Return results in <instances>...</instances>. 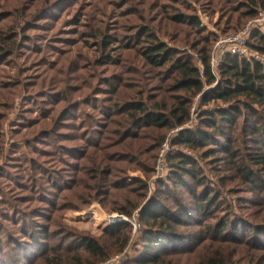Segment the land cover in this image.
Segmentation results:
<instances>
[{
  "label": "rangeland",
  "instance_id": "obj_1",
  "mask_svg": "<svg viewBox=\"0 0 264 264\" xmlns=\"http://www.w3.org/2000/svg\"><path fill=\"white\" fill-rule=\"evenodd\" d=\"M263 3L0 0V264L72 259L82 254L85 237H102L111 248L105 231L130 224H110L109 218L132 217L155 198L164 210L185 208L189 218L177 229L194 238L173 245L175 256L166 264H264V165L252 160L264 156V131L256 133L264 107L242 109L238 128L226 137L214 134L197 149L178 144L184 133L202 127L204 113L229 108L205 97L220 79L212 57H219L221 39L251 23L244 59L264 65L251 46L252 35L264 32V23L255 22ZM156 43L173 59L157 68L144 54ZM205 55L216 82L202 93L178 90L176 68L184 60L205 83ZM138 106L168 117L183 106L189 116L172 128L148 126ZM182 154L196 179L220 197L221 208L211 216L195 210L203 191L196 179L162 185ZM221 221L227 227L219 239ZM138 225L136 234L127 230L125 264L146 249L145 226ZM121 253L111 248L109 257ZM84 261L93 263L87 255Z\"/></svg>",
  "mask_w": 264,
  "mask_h": 264
},
{
  "label": "trees",
  "instance_id": "obj_2",
  "mask_svg": "<svg viewBox=\"0 0 264 264\" xmlns=\"http://www.w3.org/2000/svg\"><path fill=\"white\" fill-rule=\"evenodd\" d=\"M256 12V9L249 11L252 17L257 15ZM252 39H255V43L251 44L252 48L264 56V32L254 33ZM144 54L148 64L155 68L159 67L162 63L164 64L165 62L173 60L171 50L161 43L148 46ZM202 63L206 74L205 83L201 81L199 69L191 61L184 60L177 65L176 76L178 79L175 87L186 93H202L205 84L212 86L216 82V77L211 73L209 55L202 57ZM263 71L264 65L255 60L249 61L239 56L227 55L219 67L220 79L217 85L210 92L206 93L205 97L207 101L217 100L224 104H229V108L226 110H218L214 113H204L200 121L201 126H204L206 129L200 127L195 131L184 133L178 139V144L191 149H197L211 142L214 134L226 137L225 133L227 131L235 133V129L239 125L236 117L242 113V109L244 112H253L255 104L264 107ZM180 104L182 105V103ZM137 110L144 114L143 121L148 126H161L165 128H172L175 123L177 125H183L189 116V109H184L183 106L176 107L170 111L169 117L159 112L148 113L142 106H138ZM174 120H176L175 123H173ZM207 129L215 133L212 134ZM263 131L264 125H260L256 133L262 134ZM214 145L216 144L214 143ZM223 149L231 150L226 145ZM176 160L178 162L171 167V175L162 184L166 188L169 184L176 186L183 185L185 183L183 177H191L194 181L197 178L196 170L192 165L193 163H190L183 154L178 155ZM252 160H254L256 165H264V156L262 155L253 157ZM248 174L251 176L250 171ZM195 184L203 188V191L198 195L201 203L198 205V209L196 208L195 210L200 211L203 215L210 216L211 211L215 208L220 210V205H222L219 203L220 197L216 196L215 193L212 195L209 192V187H206L202 179H196ZM159 190L167 195L166 189L160 188ZM137 207L139 205H135V208ZM162 207L161 200L155 198L139 211L140 216L138 221L144 223L145 226L142 230V238L147 239V244L146 249L134 259L133 264H166L168 258L171 260L170 258L175 256L174 253L176 252L172 251L173 245L178 244L180 246L183 241H194L192 234L191 236L188 234L184 235L177 229L179 222L185 223V218H189L185 208L177 207L175 210H164ZM129 214H132V212ZM221 225L222 221L217 234L219 239L224 238L221 236V233L224 232V227H227V223ZM128 229L133 233V227L131 225L106 230L104 235L108 238L107 242L110 243L109 246L111 248H117L118 252H123L129 242ZM40 237H42L41 234ZM196 237L198 241L202 240V236L196 235ZM31 238H34V236ZM102 241V237H85L81 240L82 254L79 252L72 259H63L60 256V258L54 259L51 264H85L84 255L89 256L93 261L92 264H102L110 258L109 254L111 249L107 243L104 245ZM38 254L39 256H44L40 251ZM168 262L171 263V261ZM210 264H223V262L216 259L210 261Z\"/></svg>",
  "mask_w": 264,
  "mask_h": 264
},
{
  "label": "built area",
  "instance_id": "obj_3",
  "mask_svg": "<svg viewBox=\"0 0 264 264\" xmlns=\"http://www.w3.org/2000/svg\"><path fill=\"white\" fill-rule=\"evenodd\" d=\"M255 22L264 23V12L260 13V16L256 19ZM250 30H251V23L248 24L246 27H244L238 33L229 35L224 39H221L216 46L219 57L216 56L212 57V66L214 68H219L221 62L227 55H234L242 58L247 57L249 53L248 40H249ZM139 216H140L139 211L135 212L132 215V217H126L124 215H115L109 218V222H111L110 224L128 222L133 227V233L136 234L139 229V225H138ZM128 256H129L128 252L123 251V253L109 258L102 264H125V261L127 260Z\"/></svg>",
  "mask_w": 264,
  "mask_h": 264
}]
</instances>
